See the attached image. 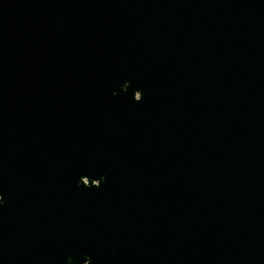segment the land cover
Instances as JSON below:
<instances>
[{
    "label": "water",
    "instance_id": "obj_1",
    "mask_svg": "<svg viewBox=\"0 0 264 264\" xmlns=\"http://www.w3.org/2000/svg\"><path fill=\"white\" fill-rule=\"evenodd\" d=\"M0 264H264V0H0Z\"/></svg>",
    "mask_w": 264,
    "mask_h": 264
}]
</instances>
